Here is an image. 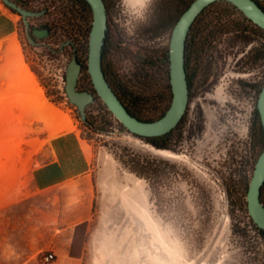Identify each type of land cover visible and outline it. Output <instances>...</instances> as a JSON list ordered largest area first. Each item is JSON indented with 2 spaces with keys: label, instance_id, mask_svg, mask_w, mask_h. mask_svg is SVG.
<instances>
[{
  "label": "rangeland",
  "instance_id": "1",
  "mask_svg": "<svg viewBox=\"0 0 264 264\" xmlns=\"http://www.w3.org/2000/svg\"><path fill=\"white\" fill-rule=\"evenodd\" d=\"M193 1L106 0L115 49L106 59L108 80L122 98L137 101L133 107L142 119L157 120L171 104L170 39ZM6 7L0 0V46L18 43L47 104V119L26 110L29 99L19 97L0 71V173H34L53 161L46 173H98L92 217L78 230L75 263L264 264V240L247 205L264 149L258 117L251 128L257 97L248 106L227 92L229 80L237 81L231 67L213 90L193 95L171 148L158 150L129 133L94 90L88 72L93 15L80 14L76 49L50 51L32 47L21 16ZM59 37L52 43L60 44ZM249 47L240 45L239 55ZM74 56L82 63L79 91L95 95L86 109L95 128L81 119L65 91ZM60 122L61 130L50 129L49 123L56 128ZM62 134L67 135L57 143ZM133 161L158 169L151 183L131 172ZM44 253L54 255L51 264H60L52 251L42 252L37 264H44Z\"/></svg>",
  "mask_w": 264,
  "mask_h": 264
},
{
  "label": "crops",
  "instance_id": "2",
  "mask_svg": "<svg viewBox=\"0 0 264 264\" xmlns=\"http://www.w3.org/2000/svg\"><path fill=\"white\" fill-rule=\"evenodd\" d=\"M12 40L0 46V71L19 97L29 99L26 110L45 115L44 121L47 104L34 85L18 43ZM49 125L61 130V122L56 128ZM66 135L55 141L59 143ZM56 163L43 165L34 173H0V264H37L45 251H52L57 263L77 264L72 256L80 242L78 230L92 217L99 176L46 173Z\"/></svg>",
  "mask_w": 264,
  "mask_h": 264
},
{
  "label": "flooded vegetation",
  "instance_id": "3",
  "mask_svg": "<svg viewBox=\"0 0 264 264\" xmlns=\"http://www.w3.org/2000/svg\"><path fill=\"white\" fill-rule=\"evenodd\" d=\"M10 1L27 11L38 14L28 19L29 29H27L20 15L24 24L26 37L32 47L44 48L50 51L66 48L76 49L80 31L79 19L80 14H82L79 0ZM254 1L259 3L258 0ZM222 4L225 8H218ZM7 8L11 11L9 7ZM106 9L108 16L107 4ZM57 15H59L58 20H56ZM59 33L62 34V38L58 36ZM56 37H59L58 39L63 41L60 44H53L52 41ZM110 37L111 25L108 20V30L103 52V67L107 77L106 59L110 55V52H115L114 44L111 43ZM240 45H250L242 56L239 55ZM219 49H223V51L218 52ZM220 54L222 57L219 58L218 55ZM229 61L230 63H226ZM229 67L234 70L232 78L236 77L237 81L229 80L227 87L229 90L227 92H233V95L238 98V103L242 105L249 106L250 102L257 97L256 107L253 109L252 115L251 128H253L256 117H258V99L264 87V30L249 20L231 3L217 2L202 11L191 26L187 36L185 51V70L189 89L187 109L195 93L199 91L205 93V91L213 90L216 84L223 82L228 76ZM167 110L157 120L161 119ZM186 112L181 122L171 132V138L174 131L183 122ZM257 119L261 121L260 115ZM170 142L168 144L169 148H171ZM157 149L163 150L161 148Z\"/></svg>",
  "mask_w": 264,
  "mask_h": 264
},
{
  "label": "water",
  "instance_id": "4",
  "mask_svg": "<svg viewBox=\"0 0 264 264\" xmlns=\"http://www.w3.org/2000/svg\"><path fill=\"white\" fill-rule=\"evenodd\" d=\"M12 11L22 16L27 29L28 19L38 14L27 11L10 0H2ZM93 14L89 39L88 72L96 94L112 115L131 134L140 138H156L171 133L181 122L188 106L189 89L185 70L186 40L191 26L204 9L217 2H228L239 9L249 20L264 30V10L254 0H195L176 23L170 40V83L172 103L165 115L154 122H144L132 116L110 86L103 70V49L108 30V16L104 0H85ZM82 64L74 56L67 66L65 91L69 101L78 109L83 121L87 107L94 103L95 95L79 91L78 83ZM257 110L264 131V87L258 99ZM264 185V149L254 170L247 194L248 212L253 223L264 230V205L261 189Z\"/></svg>",
  "mask_w": 264,
  "mask_h": 264
},
{
  "label": "trees",
  "instance_id": "5",
  "mask_svg": "<svg viewBox=\"0 0 264 264\" xmlns=\"http://www.w3.org/2000/svg\"><path fill=\"white\" fill-rule=\"evenodd\" d=\"M195 1V0H194ZM193 1V2H194ZM105 2V5L107 4L106 3V0H104ZM193 2H190L188 5H186L184 11H186L189 7L190 4H192ZM258 3V2H257ZM79 4H80V7L83 11V13H85L86 15H88L89 17H91L92 14V10L89 6V4L85 1V0H79ZM258 5L264 10V7L262 4H260V2L258 3ZM12 11V10H11ZM14 14H17L16 12L12 11ZM82 15V14H81ZM169 19V18H168ZM103 52H104V49H103ZM82 64V63H81ZM103 70H104V67H103ZM105 72V70H104ZM106 74V72H105ZM107 77V75H106ZM107 80H108V77H107ZM109 82V80H108ZM79 84V83H78ZM110 84V83H109ZM111 86V84H110ZM112 87V86H111ZM113 88V87H112ZM79 90V89H78ZM113 90L115 91V93L118 95V97L120 98V100L122 101V103L126 106V108L128 109L129 113L136 117L137 119L141 120V121H144V122H154L153 120H145V119H142L140 117V115L134 110V107L133 106H136L137 105V101H132L130 99V101L128 102L126 100V98L123 96V98L116 92V90L113 88ZM106 110L107 107H105ZM108 113L110 115H112V113L108 110ZM257 116L259 117V114L257 112ZM87 125H89L91 128H95L94 127V124L91 123L87 117L84 121ZM171 134H167L163 137H158V138H142L143 140L147 141L148 143H150L151 145H153L154 147L156 148H161V149H167L169 148V142H170V138H171ZM76 139V138H75ZM259 140H260V145L261 146H264V131H263V128H262V125H261V121H259ZM133 166L134 167H130L129 169L131 170L132 173H134L137 177L141 178V179H144L148 182L151 183V181L154 179V177L157 175L156 173H158V169H156V167L154 165H151V166H146L144 165L143 163L141 162H136V161H133ZM155 167V168H154ZM58 168V167H56ZM261 202L263 203L264 205V185L261 189ZM251 223H252V226L253 228L255 229V231L258 233V235L264 240V230L262 229H259L252 221L251 219Z\"/></svg>",
  "mask_w": 264,
  "mask_h": 264
},
{
  "label": "built area",
  "instance_id": "6",
  "mask_svg": "<svg viewBox=\"0 0 264 264\" xmlns=\"http://www.w3.org/2000/svg\"><path fill=\"white\" fill-rule=\"evenodd\" d=\"M54 261V255L52 253H44L41 256V262L44 264H51Z\"/></svg>",
  "mask_w": 264,
  "mask_h": 264
},
{
  "label": "bare ground",
  "instance_id": "7",
  "mask_svg": "<svg viewBox=\"0 0 264 264\" xmlns=\"http://www.w3.org/2000/svg\"><path fill=\"white\" fill-rule=\"evenodd\" d=\"M168 156H169V157H173V155H171V154H169Z\"/></svg>",
  "mask_w": 264,
  "mask_h": 264
}]
</instances>
